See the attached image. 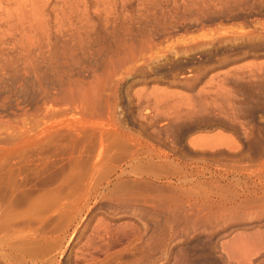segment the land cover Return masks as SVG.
Masks as SVG:
<instances>
[{"label": "rangeland", "instance_id": "obj_1", "mask_svg": "<svg viewBox=\"0 0 264 264\" xmlns=\"http://www.w3.org/2000/svg\"><path fill=\"white\" fill-rule=\"evenodd\" d=\"M61 119L73 123L81 134L63 130L46 138L41 135L46 125ZM113 133L123 136L124 145L109 147ZM101 134L105 153L98 177L123 170L120 181L143 179L151 187L141 191L134 185L127 195L114 196L109 195L113 186L110 190L105 184L95 188L87 184ZM202 138L220 140L199 145ZM152 165L160 171L150 172ZM163 165L180 175L161 172ZM2 172L7 178L0 194L3 206L6 203L3 209L0 204L1 218L11 205L25 215L12 227L7 225L12 236L3 227L0 238L10 239L16 247L0 246V264H100L104 256L100 250L93 261L87 253L103 244L95 232L101 220L113 228L135 223L144 241L159 235L168 207L175 210L171 214L196 218L199 210L200 216L212 212L211 203L229 208L234 198L262 201L264 0H0ZM154 174L160 177L156 181ZM87 185L99 192L96 196L91 192L88 205L78 204ZM13 189L19 194L10 204L6 193ZM179 190L189 197L179 195ZM37 199V212L30 214L29 206ZM52 200L56 208L65 201L67 207L52 210ZM81 203L87 205L82 215ZM263 211L264 204L257 215L247 210L233 216L235 220L185 229V235L168 241L167 251L155 254L154 264H173L174 256L186 249L191 264H249L245 255L249 253L247 258L253 261L255 241L244 238L246 245L235 260L241 263L227 262L221 245L237 230L264 227ZM16 230L21 232L13 234ZM123 241L111 251L124 249ZM88 242L93 243L91 250ZM129 252L124 261L135 254Z\"/></svg>", "mask_w": 264, "mask_h": 264}, {"label": "bare ground", "instance_id": "obj_2", "mask_svg": "<svg viewBox=\"0 0 264 264\" xmlns=\"http://www.w3.org/2000/svg\"><path fill=\"white\" fill-rule=\"evenodd\" d=\"M36 60V59H35ZM36 64V63H35ZM35 68V67H34ZM32 71H34L33 73H35V75H37V73H39V72H37L38 70L37 69H33ZM37 78H39V77H37ZM39 84H40V88L41 89H43V91H44V93L45 94H47L48 92H47V88L46 87H44V85H42V82H41V80H40V78H39ZM43 93V94H44ZM44 94V95H45ZM52 95V94H51ZM47 96V95H46ZM48 96H49V94H48ZM54 96V95H53ZM57 96V95H56ZM54 97V98H57V97ZM51 97V96H50ZM52 98V97H51ZM54 98H53V100H54ZM46 99V98H45ZM47 100V99H46ZM48 100H50V99H48ZM47 102V101H46ZM51 103H52V101H51ZM50 103V104H51ZM54 103V102H53ZM63 104V103H62ZM69 104H71V103H69ZM57 105H59V104H57ZM63 108V107H62ZM67 108V107H66ZM69 110V109H68ZM58 111V110H57ZM63 111V110H62ZM37 112V111H36ZM64 114V113H63ZM58 115V114H57ZM55 117V116H54ZM61 117V116H60ZM60 117H58V118H60ZM46 120V119H45ZM48 120V119H47ZM51 121V120H50ZM68 121V120H67ZM66 120H63V119H61V120H59V121H55V123H52L51 124V122H50V124L49 125H46V127L41 131V135L42 136H45V138H46V135H48L49 133H51V132H58V131H63V130H65L66 132H68L69 134H73V135H78L79 134V132H81L78 128H76L75 127V125L73 124V123H68ZM73 122V121H72ZM49 123V122H48ZM77 124V123H76ZM32 129V128H31ZM87 132V131H86ZM118 133V131H115V133ZM40 133V132H39ZM115 133H113V139H112V141H111V145H109V147L110 148H112V146L113 147H116V146H120V144H123L122 142H121V138L123 137V136H121V138H120V136L118 137V135H115ZM81 134V133H80ZM79 134V135H80ZM87 134V133H86ZM103 134V133H102ZM102 134H101V136H100V139H99V146H98V148H99V152H98V155H97V157L95 158V162H94V164H93V170H92V173L91 174H89V172L87 173L89 176L87 177V178H85L86 179V181H87V184H91V185H93V187L95 186V187H99V185L101 186V184H105V186L106 187H108V189H110L109 187L110 186H113V187H111L113 190H111L112 191V193H111V191H110V193L111 194H109V195H114V196H118L117 194H119L120 196H122V195H124V192H126V194L125 195H127V192H129V190H130V188L131 187H134V185H135V187H139V188H141V191H143L144 189V191H146L147 189L146 188H149V187H151L150 185H151V183H149V181L148 180H145V181H143V179H141V180H139L138 182L139 183H137V180L134 182V181H128V180H122V181H120V179H121V177L123 176L122 174L124 173L123 172V170H122V172L121 173H118V174H116L117 172H116V170H115V174L116 175H113V174H109V173H111V172H109V170H113V168L111 169L110 167V169L109 170H107V172H109L108 174L107 173H105V175L107 176V177H105V175H104V177L103 178H105V179H103L102 177H100L101 175H103V174H101L99 177H100V179H99V177H98V175H97V172L98 171H101V169H102V167H103V165H102V157L104 158V149H105V144H104V141H103V138H102ZM40 135V134H39ZM40 135V136H41ZM70 135V136H71ZM78 135V136H79ZM96 135V134H95ZM119 135H121V134H119ZM58 136H59V134H58ZM51 137V136H50ZM62 137V136H61ZM71 137H73V136H71ZM36 138V137H35ZM49 138V137H48ZM58 138V137H57ZM105 138V137H104ZM124 138H126V137H124ZM123 139V138H122ZM45 140V139H44ZM124 140H126V139H124ZM218 140H220L219 138H212V139H201V140H199V145H201V142L204 144V145H210V146H212V145H216V144H218ZM224 140V139H223ZM49 141H51L50 139H49ZM57 141V140H56ZM123 141V140H122ZM225 141V140H224ZM106 142V141H105ZM113 142V143H112ZM127 142V141H126ZM90 143V142H89ZM42 144V143H41ZM83 144H85V143H83ZM197 144H198V141H197ZM197 144H195V145H197ZM59 145V144H58ZM96 145V144H95ZM98 145V144H97ZM124 145V144H123ZM127 145V144H126ZM126 145H125V148H126ZM92 146V145H91ZM124 147V146H123ZM87 148V147H86ZM89 148H90V146H89ZM94 148V147H93ZM121 148H122V146H121ZM95 149H96V147H95ZM88 150V149H87ZM93 150V149H92ZM109 150V149H108ZM120 150V149H119ZM123 150H124V148H123ZM126 151V150H125ZM109 152V151H108ZM131 153H132V151H131ZM108 157V156H107ZM110 159V158H109ZM116 159V158H115ZM120 159V158H119ZM119 159H118V161H119ZM117 160V159H116ZM104 162V161H103ZM106 163V162H105ZM153 167H151L150 166V172H155V170L157 171V172H159L160 170H157L156 169V167L154 166V165H152ZM159 167V166H158ZM168 167V165L166 166H160L159 167V169H161V172L164 170V169H166L165 171V173L166 174H171V175H177L178 176V174L180 173V171H178V170H176L175 168V170H172V169H169V168H167ZM85 169V168H84ZM99 169V170H98ZM114 169H115V167H114ZM117 169V168H116ZM136 169H138V168H136ZM98 170V171H97ZM104 170V169H103ZM106 170V169H105ZM121 170V169H120ZM172 170V171H171ZM94 171V172H93ZM178 171V172H177ZM3 173L4 172H2V174H0V177L3 175ZM128 173V172H127ZM164 173V172H163ZM142 174V173H141ZM182 174V173H181ZM155 175V174H154ZM160 175V174H159ZM180 175V174H179ZM97 176V177H96ZM115 176V177H114ZM162 176V175H161ZM11 177V176H10ZM71 177V176H70ZM74 177V176H73ZM73 177H72V179H73ZM82 178H83V176H81ZM78 178V179H81L82 180V178ZM157 177V178H156ZM167 177V176H166ZM181 177H182V175H181ZM181 177H179V180H177L178 181V183L180 182L181 183ZM7 177H1L0 179V194L2 193V190H5V189H3L4 187H5V179H6ZM68 179V177L66 176L65 177V179ZM143 178V177H142ZM159 179L158 178V176L157 175H155L154 176V178L153 179ZM184 178V177H183ZM10 179V178H9ZM66 179V180H67ZM103 179V180H102ZM156 179H155V181H156ZM10 182H11V180H9ZM8 181V179H7V182H9ZM13 182H14V180H13ZM12 182V184H14ZM62 182H64V181H62ZM67 182V181H66ZM132 182H134V183H132ZM151 182H152V180H151ZM86 183V182H85ZM100 183V184H99ZM179 183V184H180ZM213 183V182H212ZM12 184H9V185H12ZM61 184V183H60ZM136 184H138V186H136ZM150 184V185H149ZM3 185H4V187H3ZM80 185V184H79ZM154 185V184H153ZM152 185V186H153ZM185 185V184H184ZM203 185V184H202ZM207 185V186H206ZM205 186V188H208V184H206ZM211 185V184H210ZM215 185V184H214ZM16 186V185H15ZM81 186H83V183H82V185ZM103 187V189L104 188H106V187ZM218 186H220V185H218ZM10 187V186H9ZM9 187H7L6 189H9ZM94 187V188H95ZM203 187V186H202ZM221 187H223V186H221ZM16 188V187H15ZM18 188V187H17ZM94 188H92L91 189V187L90 186H86V189L84 190V189H82V190H84V192L83 193H81L80 194V196H79V198L77 199V203L79 204L80 202H82V201H86V204H87V200L88 199H90V197H91V192H95V196H96V191L98 190H94ZM154 188V187H153ZM211 188V187H210ZM213 188V187H212ZM78 189H81V188H78ZM102 189V190H103ZM107 189V188H106ZM106 190V191H109V190ZM181 189V188H180ZM216 189V188H215ZM94 190V191H93ZM148 190H151V188L150 189H148ZM192 190V189H191ZM201 190V189H200ZM210 191H211V189H209ZM208 190V191H209ZM217 190V189H216ZM10 191H12L11 193H6V195H7V199L5 200V201H7V202H9L10 204H14V199L15 198H13V196L16 194H19V193H15V190L13 189V190H10ZM17 191V190H16ZM138 191H140L139 189L137 190V193H138ZM153 191V190H152ZM158 191H159V189H158ZM179 191H181V190H179ZM185 191V190H184ZM184 191H181V193L179 194V195H183V196H187V194H185L187 191H185V193H183L182 194V192H184ZM207 191V192H208ZM215 191V190H214ZM220 191V190H219ZM7 192V191H6ZM8 192H9V190H8ZM55 192V191H54ZM98 192H99V190H98ZM98 192H97V195H98ZM105 192V191H104ZM132 192H136V191H132ZM160 192V191H159ZM173 192H175V190L173 191ZM223 192V191H222ZM46 193V192H45ZM140 193H143V192H139V194ZM217 193V192H216ZM225 193V192H224ZM226 193H228V192H226ZM226 193H225V195H226ZM255 193V192H254ZM2 194H4V193H2ZM52 194H54V193H52ZM58 194V193H57ZM56 194V195H57ZM101 193H99V195H100ZM102 194H103V191H102ZM101 194V195H102ZM106 192L104 193V196L105 197H103V198H106ZM138 194V195H139ZM160 194V193H159ZM204 194H205V192H204ZM209 194V193H208ZM213 194H215V193H213ZM234 194V193H233ZM236 194V193H235ZM237 194H239V193H237ZM45 195H48V194H44L43 195V197L45 196ZM55 195V196H56ZM72 195V194H71ZM75 195V194H74ZM73 195V196H74ZM98 195V196H99ZM100 195V196H101ZM109 195H107L108 197L107 198H110V200H112L113 198H111V196L109 197ZM134 195V194H133ZM205 195H207V193L205 194ZM205 195H202L201 196V198L204 196L205 197ZM224 195V194H223ZM225 195H224V198H225ZM229 195V194H228ZM4 196V195H3ZM19 196V195H18ZM49 196V195H48ZM55 196H51V197H55ZM76 196V195H75ZM78 196V195H77ZM131 196V195H130ZM136 196H137V194H136ZM142 196V194L140 195V196H138V198H140ZM209 196V195H208ZM207 196V197H208ZM211 196V195H210ZM227 196V195H226ZM230 196V195H229ZM233 195L231 194V197H232ZM20 197V196H19ZM47 197V196H46ZM113 197V196H112ZM163 197V196H162ZM175 197V196H174ZM177 197V196H176ZM187 197H189V196H187ZM186 197V198H187ZM204 197H203V199H204ZM242 197V196H241ZM255 197V196H254ZM23 198H24V196H23ZM56 198L57 197H55L54 199L56 200ZM96 198V197H95ZM124 198H126V196L124 197ZM127 198H129V197H127ZM126 198V199H127ZM133 198H135V197H133ZM171 198V197H170ZM183 198V197H182ZM185 198V199H186ZM213 198V197H212ZM221 198V197H220ZM224 198H222V199H224ZM228 198V197H227ZM227 198H225V199H227ZM39 199V201L41 202V198H38ZM38 199H37V201L35 202V200H34V203H32V206L30 205H28L29 206V208L31 209L30 211H28V212H30V214L32 213V212H34V210H35V212H37L36 211V205L38 204L39 205V203H37V202H39L38 201ZM70 199V198H69ZM74 199V198H73ZM140 199H142V198H140ZM140 199H138V201H140L141 202V200ZM144 199V198H143ZM143 199H142V201H143ZM172 199H174V198H172ZM224 199V200H225ZM240 199V198H239ZM242 199V198H241ZM245 199V198H244ZM259 199V198H258ZM258 199H256V198H249V199H245V201H242L241 200V202L240 201H238V202H240V203H238L237 202V200H236V198H234V200L232 199V200H230L231 202H230V205H231V207H229V208H226V207H224L223 206V204H221V203H211V205L213 204V206H211V209L213 210L212 212H209V214L207 215V216H200L201 215V211L199 210V212L200 213H198V212H196L197 214H199L198 215V217H196V218H194V216L192 215H190V213H188V215H184V216H179L177 213L175 214L174 212H173V214H171L172 212H171V210L172 211H175V210H173V209H171V207L169 208L168 207V210H166V211H168V213H169V216L167 217V219H166V221H165V225L163 224L161 227L160 226H158V228L160 227V233H159V235H151L149 238H147V239H145L144 241H143V232H140L139 231V228L136 226V224L135 223H131L130 222V224L128 223V222H126V223H128V224H126V223H124V224H120L121 226H117L116 228H113V227H111V226H109V224H111V223H108V221L105 223V222H103L102 220L100 221V219H99V221H100V224H101V226H99V229L97 228V230L99 231V232H97L96 231V228H95V232H96V234L98 233V237H100L101 239H103V244L102 245H95L96 243H94L95 241H93V245L92 246H94L93 248H92V246L90 245V242H88V244H89V246H87V247H89L90 248V250H91V248L92 249H94V251H92L91 250V252H89V253H87V254H89L88 255V257L93 261V260H95V255L97 254V251L98 250H100V252L104 255L103 256V258L100 260V264H122V263H124V264H141V263H145V264H154L155 263V259L158 257H156V258H154L155 257V254L157 253V252H159V251H162V250H164L165 251V249H166V251L168 250V248H169V242L168 241H173L174 240V238H176L177 236H182V235H185V234H183L184 233V231H185V229H187V230H189L190 228H192V227H194V226H197V224L199 225V224H207V225H212L211 223H221V221H227V220H229V219H234V218H236L235 216H237L236 214H240V212H246L247 210H252V211H254V213L255 212H257V211H259L260 210V206H262L263 204H264V198L262 199V201H261V199L260 200H258ZM93 200V199H92ZM114 200V202H116L117 200H119V202H122V201H120V198L118 199V197L116 198V201H115V199H113ZM112 200V201H113ZM131 200V203H132V199H130ZM135 201L134 202H136L137 201V199L135 198L134 199ZM175 200V199H174ZM174 200H172L173 202H174ZM218 200V199H217ZM229 200V199H228ZM227 200V201H228ZM4 201V202H5ZM53 202H51L54 206H52L51 208H53V207H55V204H54V200H52ZM74 201H76V199H74ZM146 201V200H145ZM206 201V200H205ZM219 201V200H218ZM16 202H19V201H16ZM15 202V203H16ZM123 202H125V201H123ZM139 202V203H140ZM161 202V201H160ZM175 202H176V200H175ZM180 202V201H179ZM65 203H66V201H65ZM64 202L63 203H61L60 204V206L58 207L57 206V208H56V210L53 208L52 210H55V211H58L59 212V210L62 208H66L67 206V204H68V202H67V204H65ZM83 203V202H82ZM81 203V204H82ZM126 203V202H125ZM130 203V204H131ZM144 203V202H143ZM142 203V204H143ZM222 203H223V201H222ZM0 204L2 205V209H3V207L5 206V204L6 203H4V206H3V203H1V201H0ZM41 204V203H40ZM124 204V203H123ZM135 204V203H134ZM152 204H153V202H152ZM156 204V203H155ZM159 204V203H158ZM160 204H162V203H160ZM164 204V203H163ZM182 204V203H181ZM8 205V204H7ZM7 205H6V207H7ZM51 205V204H50ZM70 205V204H69ZM73 204H71V206H72ZM85 205V204H84ZM84 205L82 204L81 206H83L81 209H83L82 210V212L80 213L79 212V214L80 215H82V214H84ZM88 205V204H87ZM87 205H85V207L87 206ZM12 206L13 205H11V206H9L8 208H7V210H6V213H2L4 216H2V218H1V216H0V229L2 230L3 229V227H5V228H7L8 226L7 225H10L11 227H12V224H14L15 223V221H18V219H21L20 218V215H22V213H23V215H25L24 214V212L22 211V213H20V212H17L16 213V211H14V210H12ZM27 206V207H28ZM124 206V205H123ZM154 206V205H153ZM171 206V205H170ZM210 206V205H209ZM72 207H74V206H72ZM72 207H71V209H72ZM132 207V206H131ZM5 208V207H4ZM18 208V207H17ZM16 208V209H17ZM88 208H90V207H88ZM184 208V207H183ZM208 208H210V207H208ZM218 208H220V209H218ZM2 209H0L1 210V212H2ZM39 209H41V208H39ZM69 209V208H68ZM71 209H69V210H71ZM75 209V208H74ZM179 209V208H178ZM182 209V208H181ZM185 209V208H184ZM198 209V208H197ZM26 210V209H25ZM37 210H38V208H37ZM42 210V209H41ZM49 210V209H48ZM51 210V209H50ZM51 210V211H52ZM73 210V209H72ZM180 210V209H179ZM178 210V211H179ZM262 211V210H261ZM34 212V213H35ZM39 212V211H38ZM72 212V211H71ZM76 212V211H75ZM87 212V211H86ZM184 212H185V210H184ZM194 212V211H193ZM264 212V211H263ZM61 213V212H60ZM77 213V212H76ZM75 213V214H76ZM186 213V212H185ZM212 213V214H211ZM247 213V212H246ZM251 213V212H250ZM257 213H259V212H257ZM6 214V215H5ZM53 213H51V215H52ZM71 214V213H70ZM69 214V215H70ZM251 214H253V213H251ZM250 214V215H251ZM50 215V214H49ZM202 215H203V213H202ZM210 215H212V217L210 216ZM255 215H257L256 213H255ZM255 215H252V216H254L255 217ZM32 216V215H31ZM231 218H230V217ZM233 216H234V218H233ZM252 216H251V219H256V218H252ZM259 216L260 215H258V217L257 218H259ZM26 217V216H25ZM46 217V216H45ZM59 217V216H58ZM261 217H263V215L261 216ZM24 218V217H23ZM73 218V217H72ZM238 218V217H237ZM41 219V218H40ZM83 219V218H82ZM81 219V220H82ZM239 219H240V216H239ZM260 219V218H259ZM262 219V218H261ZM5 221L7 224L5 225V224H2L1 225V222L2 221ZM32 220V219H31ZM80 220V221H81ZM235 220V219H234ZM241 220V219H240ZM4 221L2 222V223H4ZM230 221H232V220H230ZM28 222V221H27ZM42 222V221H41ZM101 222H103V223H101ZM110 222V221H109ZM53 223V222H52ZM210 223V224H209ZM29 224V223H28ZM62 224V223H61ZM99 225V224H98ZM98 225L96 226V227H98ZM122 225H124V226H122ZM1 226H2V228H1ZM63 226V225H62ZM114 226V225H113ZM54 227V226H53ZM4 228V229H5ZM60 228V227H59ZM8 229V231L6 230V235L7 234H11L12 233V231H10L11 233H9V230L11 229H9V227L7 228ZM193 229V228H192ZM196 228H194V230H195ZM0 230V234H2V232H3V230L1 231ZM12 230V229H11ZM56 230V229H55ZM54 230V231H55ZM60 230V229H59ZM5 231V230H4ZM238 231V230H237ZM236 231V234L234 235H232L233 237L231 238V240H229L228 242H226V243H224L223 245H221L222 246V248H223V250H221V252H223L224 254L226 253V255H227V258L230 260H227V262H232L231 260H233L234 262H235V260L239 257V252H241L240 250L246 245L245 243V239L244 238H248V239H251V240H253V242H254V244H255V246L257 245V248H255L254 247V249L255 250H261V246H262V248L264 249V227H262V226H257V227H255V226H253L252 228H250V227H248V228H242V229H240L238 232ZM18 232H21V231H15L13 234H15L16 233V235H18ZM94 232V231H93ZM157 232V231H156ZM155 232V233H156ZM3 234H4V232H3ZM3 234H2V236H3ZM94 234V233H93ZM5 235V236H6ZM34 235H36V234H34ZM48 235V234H47ZM1 236V237H2ZM11 236H12V234H11ZM11 236L9 237V238H11ZM13 236H15V235H13ZM96 236V235H95ZM4 237V236H3ZM7 236H6V238L7 239H9ZM17 237V236H16ZM21 237V236H20ZM13 238V237H12ZM248 239H246V240H248ZM10 240V239H9ZM9 240L7 241L5 238H4V241H6V242H4L3 241V239L2 238H0V246L1 247H3L4 246V244L3 243H5V244H7L8 246H7V248L8 247H10L11 246V248L12 247H16L14 244L15 243H13V242H11V240H10V242H9ZM60 240V239H59ZM123 240H126L127 241V243H126V246L124 247V249H122V250H119V251H116V252H112L111 251V249L113 248V247H115V246H117V245H119L118 243L119 242H124ZM180 242V241H179ZM87 244V245H88ZM121 244V243H120ZM245 244V245H244ZM254 244H252V246L254 245ZM3 245V246H2ZM248 245H249V243H248ZM247 245V246H248ZM258 246H260L259 248H258ZM45 247V246H44ZM122 247V246H121ZM252 248V247H251ZM114 249V248H113ZM112 249V250H113ZM247 249V248H246ZM246 249H245V251H246ZM18 250V249H17ZM87 250H88V248H87ZM86 250V251H87ZM90 250H88V251H90ZM253 250V249H252ZM112 253H111V252ZM135 252V254L134 253H132V254H134L133 255V257H131L129 260H126V261H124V259H123V255H124V253H126V252ZM243 251V250H242ZM248 251H250V250H248ZM248 251H247V253H248ZM129 252V253H130ZM189 250H182V251H180V253L179 254H177L176 255V257L174 256V262H173V264H191V259H189L188 258V256H189ZM251 252V251H250ZM254 252V251H253ZM252 252V253H253ZM256 252V251H255ZM264 252V251H263ZM98 253H99V251H98ZM100 253V254H101ZM259 253V252H258ZM262 253V252H261ZM261 253H259V254H261ZM86 254V255H87ZM249 254V253H248ZM248 254H246L245 255V259H246V262H247V260H248V262H249V264H250V261H252V260H249V258L251 257L250 255V257L249 258H247V255ZM259 254H251L252 255V257H254L255 255L257 256V255H259ZM264 254V253H263ZM85 255V256H86ZM225 255V256H226ZM241 255V254H240ZM97 257V256H96ZM201 257L202 258H206L207 256L206 255H201ZM260 257V256H259ZM98 258V257H97ZM257 258V257H256ZM90 259H89V261H90ZM239 259V258H238ZM245 259L243 260V261H245ZM250 259H252V258H250ZM157 261H158V259H156ZM97 261V260H96ZM123 261V262H122ZM238 261H240V260H237L236 262H238ZM242 261V262H243ZM255 261V260H254ZM254 261H252V262H254ZM235 262V263H236ZM92 263V262H91ZM240 263H241V261H240ZM87 264V263H86ZM193 264V263H192ZM200 264H206L205 262L204 263H200ZM231 264V263H230ZM238 264H239V262H238ZM256 264V263H255Z\"/></svg>", "mask_w": 264, "mask_h": 264}, {"label": "crops", "instance_id": "obj_3", "mask_svg": "<svg viewBox=\"0 0 264 264\" xmlns=\"http://www.w3.org/2000/svg\"><path fill=\"white\" fill-rule=\"evenodd\" d=\"M254 247L257 248V245H256V246H254V245L252 246V249H253L252 252L254 251L253 254H254V253H255V254H256V253L259 254V253L262 252L261 254L257 255V257H258V258H257V260H258V264H264V254H263V253H264V252H263L264 249L262 248V246H261V247L258 246V248H259V247L261 248V250L258 251V250H255ZM260 248H259V249H260ZM255 251H256V252H255ZM258 252H259V253H258ZM259 256H260V257H259ZM255 257H256V255L253 257V261L255 260V261L253 262V264L256 263V259H255Z\"/></svg>", "mask_w": 264, "mask_h": 264}]
</instances>
